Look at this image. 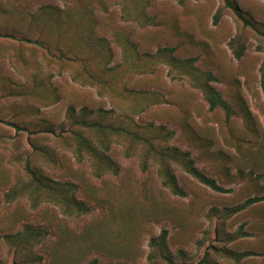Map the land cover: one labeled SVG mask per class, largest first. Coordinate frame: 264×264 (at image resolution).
I'll use <instances>...</instances> for the list:
<instances>
[{
    "label": "rangeland",
    "instance_id": "374dc122",
    "mask_svg": "<svg viewBox=\"0 0 264 264\" xmlns=\"http://www.w3.org/2000/svg\"><path fill=\"white\" fill-rule=\"evenodd\" d=\"M230 2L255 28L223 0H0V264H264V0ZM205 72L229 117L208 108L194 81ZM82 109L89 123L188 152L225 191L171 163L183 191L173 194L153 162L141 169L144 146L126 132L105 135L117 171L96 175L92 158L75 153V133L100 145L78 123ZM27 167L74 185L85 210L37 194L33 203L30 190L5 197L29 183ZM26 225L45 233L31 247L3 238ZM163 229L165 257L150 262L149 241ZM224 251L248 256L235 262Z\"/></svg>",
    "mask_w": 264,
    "mask_h": 264
},
{
    "label": "trees",
    "instance_id": "16d2710c",
    "mask_svg": "<svg viewBox=\"0 0 264 264\" xmlns=\"http://www.w3.org/2000/svg\"><path fill=\"white\" fill-rule=\"evenodd\" d=\"M224 7L229 8L234 15L242 22L244 26H250L251 28H255L240 12V10L233 5L230 0H223ZM219 15L218 12L212 18V23L216 24L218 21ZM35 44H38L41 48L45 49L48 55L58 54L59 50L57 47L55 49L52 48L51 45L46 43H39L38 41H34ZM229 45L232 48V53L234 58L239 59L242 56V45L238 38L230 41ZM159 51V50H158ZM166 51V50H165ZM170 51V50H169ZM216 78L210 73L205 72L201 73L197 80H194L198 83V88L203 93V98L208 104V108L210 110H214L216 108H220L224 111L226 117H229L233 111L229 105V103L222 98L220 93L210 84V81H215ZM260 86L264 91V63L260 67ZM81 121H78L79 124L83 125L86 128L92 129L97 135V140L100 143L99 147L91 142L90 139L85 137L83 134L75 133L73 139L75 140V153L79 157L82 152H86L88 157H91L93 160V168L96 175H99L98 172L101 170H110L112 172L117 171V166L115 163L105 154V150H107L108 145L103 143L105 140V135L107 134H118L120 132L128 135L129 139L135 143H139L141 146H144V151L140 155V166L141 169L144 170L146 168L147 162L150 160L153 162L157 168L158 176L161 180V183L164 187L168 188L170 192L175 195L182 196L183 191L178 187L175 176L170 168V164H176L180 166L186 173L191 175L200 183L209 187L210 189L217 192H224L221 186H219L216 181L203 174L198 168L195 166L192 158L190 157L188 152H182L178 148L175 147H166V146H157L155 143V136L147 137L141 136L134 131H129L124 129L121 126H115L109 123H101L99 121H91L90 123L84 119L86 114V110L82 109L81 111ZM73 109L68 108V115L72 116ZM9 126H12L15 130L25 129L24 127H19L13 123H5ZM162 129L161 127H159ZM103 141V142H102ZM128 155V153H127ZM27 173L29 175V183L21 186L20 189H12L10 190L5 197L12 198V196L18 194H23L25 192H29L28 190L33 192V195L30 196L31 201L36 202L35 196H42L44 200H49L54 202L56 205L67 208H76L77 210H85L81 203L74 199L73 188L74 185H65L60 186L57 183L52 182L50 179L46 178L36 169L26 168ZM14 190V191H13ZM261 200L259 197H250L245 199L240 205L236 206L231 211H239L242 210L256 202ZM42 234H45L44 231L40 228H35L31 226H23V231L20 234H16L15 236H11L9 234L4 235L3 238L7 242H14L17 240L25 248L31 247L32 244H35L37 240L41 237ZM166 231L163 229L159 235V237L151 238L149 241V246L151 249V253L148 255V260L154 262L153 259L156 257L164 258L165 253L164 249L166 248L165 244ZM225 256L232 259L235 262H238L248 256V253H234L231 251H224ZM196 264H207L206 261L200 260Z\"/></svg>",
    "mask_w": 264,
    "mask_h": 264
}]
</instances>
